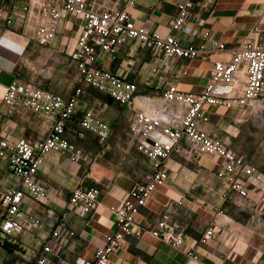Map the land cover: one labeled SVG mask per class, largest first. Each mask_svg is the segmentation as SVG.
<instances>
[{"label": "crops", "instance_id": "obj_1", "mask_svg": "<svg viewBox=\"0 0 264 264\" xmlns=\"http://www.w3.org/2000/svg\"><path fill=\"white\" fill-rule=\"evenodd\" d=\"M181 1L133 0L128 11L136 24L172 32L183 44L198 48L197 55L156 57L148 48L130 41L118 47L114 58L103 60L105 67L137 84L136 94L130 103L122 104L100 92L112 103L101 101L97 108L86 100L93 88L84 87L65 130V137L80 153L75 160L67 152L49 150L45 154L37 177L46 194L40 200L24 199L19 219L23 228L0 244V264H38L45 242L52 248L46 254V264L92 260L95 250L116 228V209L130 199L133 184L150 173L147 156L136 148L135 137L128 130L133 112L144 110L164 122L178 120L186 107L163 98L168 83H176L182 91L199 92L208 82L216 60H227L231 50L245 39H264V0H217L208 6L202 0H192L185 26L197 30L196 35L171 28ZM113 2L106 0L108 5ZM23 6L21 0H0V135L11 142L43 138L50 120L30 110L9 109L2 95L10 81L18 79L63 96H69L77 85V70L69 50L75 43L81 18L62 12L58 32L46 44H40V1L31 2L27 9ZM209 38L223 41L225 50L207 49ZM260 97L264 102V87ZM89 112L104 119L111 129V138L101 150H96L92 139L95 132L80 125L81 118ZM205 112L209 119L199 120L198 126L231 148L253 170L250 177L244 176L248 180V198L228 192L222 158L190 152L189 142L182 140L183 152L171 155L165 162L166 182L156 187L135 213L131 230L106 264H264V111L206 105ZM106 116L123 118L125 127H111ZM81 127L85 129L83 133L79 132ZM17 182L7 158L0 157V190ZM76 186L99 190L89 214L69 206L70 192ZM224 193L229 198H224ZM163 214L182 233L184 243L180 248L152 235L156 220ZM29 217L38 218L40 225L28 227ZM208 228L212 230L211 237L202 241ZM56 230L58 234L53 236ZM190 250L196 252L197 259L187 257Z\"/></svg>", "mask_w": 264, "mask_h": 264}, {"label": "built area", "instance_id": "obj_2", "mask_svg": "<svg viewBox=\"0 0 264 264\" xmlns=\"http://www.w3.org/2000/svg\"><path fill=\"white\" fill-rule=\"evenodd\" d=\"M21 1L23 8L27 9L35 0ZM38 1L42 7L37 26V40L40 44H46L58 32L62 12L81 18L75 43L69 50L70 59L77 70V85L69 96L18 79L10 81L5 88L2 101L9 109L30 110L49 118L50 123L45 136L33 142L26 138L11 142L0 135V157L7 158L10 171L18 179L16 184L0 190V244L8 242L13 232L23 228L19 219L23 214L24 199L44 198L46 189L38 180L37 173L45 154L49 150L67 152L70 153L71 160L79 155L77 146L65 137V130L67 121L82 97L84 87L98 90L122 104L130 103L136 94L137 84L105 67L104 59L114 58L118 47L130 41L139 43L154 56L161 58H193L198 52V48L192 44H183L172 32L162 33L136 24L128 11L133 6V0H114L112 5H108L106 0ZM216 1L202 0L206 6ZM191 5L192 0L177 3L178 12L171 23L173 30H183L192 35L198 33L185 26L190 17ZM203 22L201 20L200 24ZM205 47L213 51H224L225 43L217 38H209ZM263 87L264 39L248 38L231 50L227 60H216L213 63L210 78L201 91H182L176 83H168L163 98L186 107L178 120L164 122L158 115L135 110L128 130L135 137L136 148L147 156L150 173L146 179L133 184L129 191L130 199L116 209V228L106 236L104 245L95 250L92 260H81L79 264H106L110 255L121 247L125 234L134 224L135 213L150 193L166 182L168 172L165 162L171 155L183 152L182 140L189 142L190 152L222 158L228 192L235 193L241 199L248 198V180L244 176L250 177L253 174L252 168L231 148L201 129L198 121L209 119L205 112L206 105L264 111V102L260 97ZM80 125L94 131L101 141L107 140L109 126L96 113H86L81 118ZM98 194L96 187L76 186L70 192L69 206L89 214L97 202ZM223 197L229 198L228 193H224ZM39 225L38 218H28V227ZM211 232V228L204 231L202 241L208 240ZM151 233L176 248L184 243L182 233L176 231L175 224L164 214L156 220ZM57 234V230L52 232L53 236ZM51 249L50 244L45 242L37 258L38 264L48 263L46 254ZM186 255L189 259L198 258L192 250L187 251Z\"/></svg>", "mask_w": 264, "mask_h": 264}, {"label": "rangeland", "instance_id": "obj_3", "mask_svg": "<svg viewBox=\"0 0 264 264\" xmlns=\"http://www.w3.org/2000/svg\"><path fill=\"white\" fill-rule=\"evenodd\" d=\"M86 100L91 102V105H94L95 107H99L101 104V101H106L109 105L112 103V101L107 97L104 96L103 94H101L100 92L96 91V90H89V94L86 95ZM106 120L110 121L111 127H116L119 128V126L125 127V123L123 122V118H121L120 120H113V118L111 116H106L105 118ZM104 120V119H103ZM105 121V120H104ZM106 122V121H105ZM107 123V122H106ZM108 124V123H107ZM109 126V124H108ZM85 130V129H84ZM83 128H79V132L83 133ZM111 131V129H109V132ZM96 134V133H95ZM109 133H108V137L106 141H101L98 137V135L96 134V136L94 135L92 137L93 141L95 142L96 145V150H101L103 148V146L106 145V142L108 141V139L110 140L111 137H109ZM114 155V154H113ZM116 156L119 155V153L115 154Z\"/></svg>", "mask_w": 264, "mask_h": 264}]
</instances>
